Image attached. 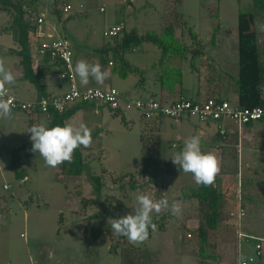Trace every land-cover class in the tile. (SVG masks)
Listing matches in <instances>:
<instances>
[{"label": "rangeland", "instance_id": "obj_1", "mask_svg": "<svg viewBox=\"0 0 264 264\" xmlns=\"http://www.w3.org/2000/svg\"><path fill=\"white\" fill-rule=\"evenodd\" d=\"M55 1L12 0L26 10L32 8L33 18L37 14L42 15L44 23L57 22L53 13ZM253 2L254 0H70L73 6L71 17L69 21L63 22V26L72 34V37L67 38L73 42V38L77 37L71 29L73 22L79 26L77 30L80 35L85 33L84 27L88 26L95 36L99 35L102 26L105 28L113 22H122L126 25V30L135 29L140 35L147 31L159 33L165 24L172 23L178 38H184V42L188 44L190 39L185 35L187 27H192L198 35L206 38L207 32L218 24L222 38L228 42L229 34L237 32L239 9L253 11ZM79 3L82 4L81 8ZM99 7H103L104 11L101 12ZM10 11L12 15L15 13L12 9ZM258 11L255 29L264 38V9ZM57 29L61 31L62 27ZM85 34L83 36L86 37ZM102 39L105 43H112V38L104 36ZM74 43L77 47L86 49L85 44L80 41ZM124 54L125 59L136 62L144 71L131 73L126 81L119 80L118 76L113 78L112 86L122 90H126L129 83L143 81L146 71L151 74L149 63L158 62L160 58V50L147 42ZM165 60L166 58L164 62ZM186 65L188 66V61ZM165 66H169L168 63L165 62ZM156 70L160 71V67ZM126 92H130L132 96L139 94L137 90ZM88 107L84 106L83 110L86 111ZM80 110L79 121L88 126L92 142L81 150L84 161L79 176L61 173L60 164L56 167L47 166L44 159L32 151V142L27 146L28 152H22L21 143L30 138L27 130L31 121L27 117L24 121L23 116H15L17 112H12L10 116L0 119V264H183V259L176 253L179 250L177 240L181 230L177 225V213L169 216L167 210L153 212L151 221L165 218L163 231L166 229V232L162 234V230L158 231V226H155V230L143 242H130L110 229L112 219L134 214L139 207L137 196L149 195L153 197V201L160 197L158 191H153L150 186L155 182V176L161 175L159 171L140 175L138 171L141 170V158L147 148H152L156 159H160L163 141L154 142V138H151L156 135L154 130L144 133L143 142L136 140L138 146L134 145L133 139L138 137L143 124L154 127V121L142 119L133 109L125 111V120L121 117L123 114L114 115L106 107L103 110L104 116L99 118L89 116L82 109L78 111ZM166 118L165 121H168ZM254 123L259 127L264 125V120ZM99 129L104 131V136L98 137ZM106 129L109 131L106 132ZM155 143L157 146H154ZM121 152L124 154H120ZM13 158L17 159L19 170L26 173L24 178L15 177L10 165ZM174 167L175 165H166L162 175H175ZM92 175L100 177L101 187L98 192L93 189L89 179ZM131 183H134V189L130 188ZM174 183L172 181L162 185L159 180L158 186L163 187L166 194ZM237 189L235 185L230 187L231 196ZM86 198H97L100 204H83L82 199ZM117 200H121L123 204L120 211L125 207L126 213L120 214L115 209ZM259 211L261 210L251 211L250 215L242 218V223L251 224L252 228L264 235V212ZM225 217L228 218L226 220H231L232 230L223 231L229 239L225 243L227 252L220 254L216 250L222 260L239 264L251 256L253 262L248 264H264V257L255 255V241L238 237V231L233 234L241 219L230 218L228 213ZM93 229L97 233L95 244L91 243ZM82 240L88 241V246H84ZM206 249L210 251V248ZM210 252L213 253V250Z\"/></svg>", "mask_w": 264, "mask_h": 264}, {"label": "crops", "instance_id": "obj_2", "mask_svg": "<svg viewBox=\"0 0 264 264\" xmlns=\"http://www.w3.org/2000/svg\"><path fill=\"white\" fill-rule=\"evenodd\" d=\"M68 15L70 16L68 17ZM70 17L71 14H63V18L66 19L62 21L57 20L56 23L53 21L44 23L43 16L40 14L38 16L37 14V17L34 19L42 18L43 22L41 24H36L35 30L28 32V49L31 58V67L33 73L38 74L40 77L39 81L43 88L42 92H40L23 76L20 57L17 53V51L20 50V46L16 40L15 31L9 28L12 15L0 9V65H2L5 70L10 71L15 77V82L13 84H5L4 87H7L18 99L33 101L40 98L60 96L66 92L67 83L59 77L61 67L58 61L42 57L37 52V48L42 42L49 39L63 38L71 44L73 72L75 64L80 60H84L90 64H100L102 68H106L110 72V77L105 80L103 85L97 84L94 80L90 79L89 83L84 86L79 83V79L74 73L75 82L79 89H106L113 87L120 92L124 99H155L162 103H170L180 98L203 101L210 97H218L229 101L232 105H238V94L234 82V78L238 75V32L234 31V34L231 32L228 42L222 38L220 33L221 30H219L213 42H210L212 30L207 32L206 38H202L199 34L198 39L203 44V52L195 58L194 67L192 68L187 66L186 61H183L182 58L166 56L165 62L168 63V65L181 70L180 83L175 82L171 84V80H173L172 77L168 79V87H170V90L169 88H161L159 75L157 74L158 70L151 67V65L157 61L152 64L149 63V71L151 74H148L146 71L143 76V81H136L133 84L129 83L126 90H122L117 86H112L113 78H116V76L111 73L110 61L108 62L109 64H103L98 54L89 51V48H100L105 45L106 43L102 39V37H104V31L120 22H113L112 24H108L105 28L102 26L98 36H95L88 26L84 27V29L87 30V32L84 30L86 34L83 33L80 35L81 33L77 30L79 26L77 23L73 22L71 29L73 33L77 35L76 38L78 39L73 38V42H71L67 37H72V34L63 26V22L69 21ZM58 27H62L61 31L57 29ZM84 34L86 37L83 36ZM175 35L178 38V34L175 33ZM100 36L101 39L99 38ZM83 37L84 39L82 40ZM75 41H80V43L85 44L86 49L77 47L74 43ZM123 56L125 59V54ZM125 61L137 70L144 71V68H141L136 62H131L128 59H125ZM129 76L124 79L119 78V80L126 81ZM131 90H137L139 94L132 96L130 92H126ZM261 96L264 100V87ZM85 106L89 107L84 111L83 106L81 108L82 112L87 113L89 116L97 118L104 116L103 110L105 106L98 103L85 104ZM109 111L112 114L114 113L110 108ZM12 112H17L15 116H23L24 121L27 117V120L31 121V126L40 122H46L49 125L51 119L49 113L40 111L31 114L21 110H10L8 116H10ZM118 112L123 114L125 120V112ZM22 113L26 116L22 115ZM80 113L81 110L75 112L67 119L66 124L78 126L79 123H81V121H79L81 118ZM3 116L4 115H0V119ZM83 117L85 119L84 113ZM105 118L107 117H104V119ZM141 118L154 121V127H149L147 123L145 125L143 124V129L141 132H138V137L133 138L134 145L138 146V142L136 141L138 139L140 142L144 141L145 137H143V135L147 130H154L156 135L155 137H151L154 138V142L158 143L159 141H163L160 159H156L157 166L150 167L148 171L154 173V171L157 170L161 175H156L155 182H152L150 186L153 191H158L160 195L159 198H154V202L166 199L170 206L175 205L178 209V211L175 212L179 217V219H177V225L182 231L180 230V237L177 240L179 250H177L176 253L183 259V264H189V262L192 264L195 262V264H197L198 261L200 264L201 259L198 254L199 236L196 235V230L200 225L201 205L194 197L181 198L183 195L188 196L189 193L197 187V184L191 173H185L179 170V166L173 164L172 158L182 150L185 140L193 136L200 138V146L203 152L215 155L219 166V171L214 179L215 186L223 193L221 199V215L219 217L217 231H207L206 233L207 245L205 250L208 254L216 257L215 259L208 260L207 264H212L211 261H214V264H234L233 262L222 260L220 256L223 252H227L225 243L229 240L225 237L223 231L228 229L230 231L232 230V222L230 219L226 220L228 218L225 217V214L229 211L237 210L238 207L244 208L247 213L243 218L250 215L251 211L254 210L260 209L261 211L259 212H264V125L261 124L262 126L256 127L255 123L252 122L248 125L237 127L232 122L227 121L225 123L227 132L225 136H220L216 124H205L195 117H181L176 120L166 118L168 121H165V117H156L152 119ZM131 122L134 123V120L131 119ZM108 131L109 130L106 129V132ZM103 132L102 129H99L97 133L98 137L104 136L102 135ZM30 142L31 140L29 138L28 141H24L23 143H28L29 145ZM156 143L154 146H157ZM120 154L124 153L121 152ZM169 164L170 166L175 165V175H162L163 169ZM176 167H178V169H176ZM153 173L151 174L153 175ZM159 180L162 185L163 183L170 184L172 181H175V183L172 184L170 189L164 194L163 187L158 186ZM233 185L238 189L237 192L231 196L230 187ZM149 197L151 199L153 198L151 196ZM166 213H168L169 216L173 214L170 209L167 210ZM236 228L237 230H235L233 234L238 231V237L255 241V255L260 258L264 257L263 233L252 228L251 224L242 223V218L241 221L236 224ZM165 232L166 229L161 231L162 234H165ZM256 245H260V248L257 249ZM206 248H210V251L213 250V253ZM216 250H218L220 254ZM249 258L252 257L249 256ZM251 262H253V260Z\"/></svg>", "mask_w": 264, "mask_h": 264}, {"label": "trees", "instance_id": "obj_3", "mask_svg": "<svg viewBox=\"0 0 264 264\" xmlns=\"http://www.w3.org/2000/svg\"><path fill=\"white\" fill-rule=\"evenodd\" d=\"M71 4L70 0H56L53 4L54 13L58 21H62L64 12V6ZM254 10L247 11L244 9H239L237 15V32H238V75L234 78L236 84V92L238 94V105L242 107H254L262 106L264 107V100L261 96L264 87V38L260 37L256 28V20L258 19L257 13L258 9H264V0H254ZM0 9L9 12L12 15L10 9L14 10L15 13L12 15V21L9 28L15 31L16 40L20 46V50L17 51L20 57V64L23 70V76L26 80L31 82L38 91L42 92L43 88L39 81V75L34 74L31 67V58L28 49V32L33 31L36 28L37 23H30L29 19L33 15V9L29 8L26 10L22 5L14 4L12 0H0ZM217 15V14H216ZM26 16V17H25ZM70 15H68L69 17ZM184 24V22H183ZM219 25H215L212 28L210 42H213L216 35L219 32ZM185 35L189 37V44L184 42V38L178 39L175 35V26L172 23H167L159 31H147L140 35L135 29L126 30L125 28L115 37L112 38V43H106L100 48H90L91 53L98 54L103 64H107L109 61L111 63V73L119 78H126L131 73L140 72L136 68L132 67L124 59V53L128 51H133L143 42L151 43L160 50V58L158 62L152 64V68L160 67V71H157L159 75L161 88H169L168 81L171 80V84L175 82L180 83L181 70L173 66H165L163 59L166 56L179 57L182 59L186 58L188 61V66L194 67L195 58L202 53L203 44L198 39V34L192 29V27H187ZM112 53V56H109ZM163 71V72H162ZM172 74V76H171ZM166 82V83H165ZM172 88V87H171ZM193 100V99H192ZM85 104L79 102L72 106H67L62 110H54L50 108L48 113L51 117L49 126L66 124L67 119L72 116L76 111L81 109ZM101 105V104H100ZM104 106V105H102ZM107 107V106H105ZM114 115H120L118 111H114ZM124 120V117L121 116ZM250 124V123H248ZM247 124V125H248ZM31 125H29V128ZM28 143H23L20 145L22 152L26 154L28 152ZM85 148L83 146L74 150L72 154L71 161H65L61 163L59 168L61 173L70 176L81 175V169L83 166V155L81 150ZM30 153V151H29ZM17 159H11V167L14 170V175L16 178H24L26 173L19 170V164L16 163ZM156 156L155 153L151 152L149 148L144 151L141 158V170L138 174L147 173L150 167L155 166ZM92 182L93 189L98 192L101 187L100 177L97 175H92L89 177ZM130 188L134 189V183L130 184ZM223 193L218 190L215 186V180L210 185H197L189 195L181 196L183 197H194L201 205L200 212V225L196 230V235L199 236L198 241V254L200 257V264H207L208 260L215 259L214 255H210L205 250L207 245V231H217L219 217L221 215V199ZM99 205L100 202L97 198L95 199H82L83 204ZM123 206L121 200L116 201L115 209L120 211V207ZM126 208L121 210L120 214L126 213ZM164 217L161 219L151 221L152 224L158 226V231L163 230L165 226ZM96 229V228H95ZM92 230L91 243L95 244L97 239L96 230ZM153 229L149 228L150 236ZM83 245L88 246V241L82 240Z\"/></svg>", "mask_w": 264, "mask_h": 264}, {"label": "built area", "instance_id": "obj_4", "mask_svg": "<svg viewBox=\"0 0 264 264\" xmlns=\"http://www.w3.org/2000/svg\"><path fill=\"white\" fill-rule=\"evenodd\" d=\"M79 7L81 8L82 4H79ZM72 9V4H67L63 10L68 14ZM99 10L104 11V8L100 7ZM29 21L32 24H41L43 22L42 18L34 19L33 17ZM124 28V23L120 22L106 29L103 35L113 38ZM37 52L42 57L58 61L61 67L59 77L66 81L67 90L60 96L23 101L18 99L7 87L3 86L0 88V101L7 102L10 110H21L31 114L37 111L48 113L50 108L60 111L79 102L98 103L107 106L113 111L125 112L133 109L141 117L147 119L167 117L176 120L181 117H195L202 123L216 124L220 136H225L227 132V127L225 126L227 121L232 122L237 127H242L248 123L264 120V107H240L218 97H210L203 101L180 98L170 103H162L155 99H124L120 92L113 87L106 89L86 88L82 90L77 87L75 82L72 51L70 43L66 39L55 38L46 40L38 46ZM245 215V209L242 207L228 212L230 218L241 219ZM251 238L255 239L254 237ZM256 248L259 249L260 245H256ZM252 260V258H249L240 264H248Z\"/></svg>", "mask_w": 264, "mask_h": 264}, {"label": "clouds", "instance_id": "obj_5", "mask_svg": "<svg viewBox=\"0 0 264 264\" xmlns=\"http://www.w3.org/2000/svg\"><path fill=\"white\" fill-rule=\"evenodd\" d=\"M74 73L82 86L87 85L90 79L103 85L110 77L108 69L102 68L100 64H90L84 60L75 64ZM14 82V75L0 65V88ZM9 114V104L0 101V115L8 116ZM27 131L31 134L32 151L37 152L50 167H56L65 161L70 162L74 150L81 146L86 148L92 142L91 132L83 122L78 126L72 124L49 126L46 122H40L32 125ZM172 162L179 166V170L191 173L197 185L212 184L219 171L215 155L202 151L200 138L197 136L185 140L182 150L172 158ZM136 199L139 207L134 214L112 219L110 228L111 231L126 237L133 243L146 240L149 228L155 230V225L151 222L153 212L160 213L162 210L169 209L173 213L178 211L176 206H170L166 199L154 202L147 195H139Z\"/></svg>", "mask_w": 264, "mask_h": 264}]
</instances>
